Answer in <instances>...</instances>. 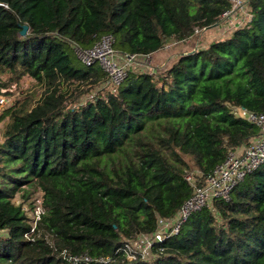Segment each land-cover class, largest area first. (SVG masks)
<instances>
[{
	"label": "trees",
	"instance_id": "trees-1",
	"mask_svg": "<svg viewBox=\"0 0 264 264\" xmlns=\"http://www.w3.org/2000/svg\"><path fill=\"white\" fill-rule=\"evenodd\" d=\"M248 4L251 19L230 36L74 105L62 85L98 84L106 73L70 41L90 46L111 33L121 51H155L213 23L229 0H0V86L28 75L43 89L0 112V264H71L62 248L114 254L176 212L192 193L188 171L206 176L257 132L229 109L264 111V0ZM38 189L47 212L29 239L23 202ZM213 207L192 212L151 263L119 253L94 264H264V162Z\"/></svg>",
	"mask_w": 264,
	"mask_h": 264
},
{
	"label": "built area",
	"instance_id": "built-area-1",
	"mask_svg": "<svg viewBox=\"0 0 264 264\" xmlns=\"http://www.w3.org/2000/svg\"><path fill=\"white\" fill-rule=\"evenodd\" d=\"M229 2L230 6L223 10L213 23L203 26L196 25L193 32L187 37L165 39L158 50L171 49L175 44L189 40L201 29L207 27L225 28L224 30L229 31L226 37L230 36L235 29L246 25L251 19L252 13L248 0H229ZM70 45L81 62L88 65L97 63L106 73V79L101 83L102 88L114 89L130 72L155 73L153 70L147 69L151 64L154 51L146 53L121 51L114 46V36L111 33L102 35L90 46H82L75 41H70ZM95 95L96 93H91L89 99L94 98ZM7 101L8 98L5 95L0 96V104H5ZM229 109L235 116L255 124L258 127L257 132L247 142L229 148L226 158L216 164L206 176L198 168L188 171L185 178L192 186V193L173 215L158 216L157 226L153 231L139 232L135 237L125 239L112 255H101L94 258L87 252L72 253L66 248L58 250V254L71 264H94L95 260L106 263L115 259L119 253L125 255L128 260L140 257L151 263L165 251L161 242L177 233L192 212L203 207H210L216 213L213 207L214 200L218 198L228 199L234 186L264 162V111L252 110L240 104H229ZM43 194V190L38 189L31 196L30 204L23 202V208L30 224V229L25 233V236L29 239H34L39 232V222L47 212ZM45 238L53 245L50 233H45Z\"/></svg>",
	"mask_w": 264,
	"mask_h": 264
},
{
	"label": "rangeland",
	"instance_id": "rangeland-1",
	"mask_svg": "<svg viewBox=\"0 0 264 264\" xmlns=\"http://www.w3.org/2000/svg\"><path fill=\"white\" fill-rule=\"evenodd\" d=\"M224 29L225 28H218L217 26L203 28L200 30V32L195 34L189 40L181 41L175 44L174 46H172L171 49H160L154 51L152 55L151 64L147 69L153 70L156 76L165 73L166 68L170 66V64L182 52L207 47L211 41L226 37L229 31H226ZM101 83L102 82L92 85L85 84L84 87L83 86L77 87V83H73L72 85L70 83L69 84L65 83L64 85H62V89L66 91V95L68 97H71L70 100L72 99L73 96L75 97L77 102L75 101H71V102H74V105H77L80 102H85L89 98H91L90 96L91 93L97 94L102 90L110 89L108 87L102 88ZM30 90H36L38 96H40L42 94L43 89L42 87L37 85L35 81L28 75L24 76L21 79L19 85H13L11 88L0 86V96L5 95L8 98V101L5 104H0V112H2V110L6 106H9L16 98L20 97L23 93ZM6 121L7 118L0 120V141L2 140V132L5 127ZM194 169L196 168L194 167L190 171H193ZM15 201L17 203L21 201L20 193L16 194Z\"/></svg>",
	"mask_w": 264,
	"mask_h": 264
},
{
	"label": "water",
	"instance_id": "water-1",
	"mask_svg": "<svg viewBox=\"0 0 264 264\" xmlns=\"http://www.w3.org/2000/svg\"><path fill=\"white\" fill-rule=\"evenodd\" d=\"M22 26L23 27L21 29V34H25L27 32V30H28V25L27 24H23Z\"/></svg>",
	"mask_w": 264,
	"mask_h": 264
}]
</instances>
